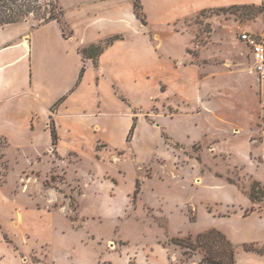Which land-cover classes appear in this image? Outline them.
<instances>
[{"label": "rangeland", "instance_id": "rangeland-1", "mask_svg": "<svg viewBox=\"0 0 264 264\" xmlns=\"http://www.w3.org/2000/svg\"><path fill=\"white\" fill-rule=\"evenodd\" d=\"M84 1L58 5L71 12L100 4L74 8ZM74 17L85 26L82 12ZM41 22L32 15L0 26V43L30 40ZM243 30L264 40V3L209 8L195 27L177 20L132 36L162 41L172 60L190 47L199 78L208 75L185 101L171 84L157 85L144 116L165 139L148 145L145 157L99 144L98 158L52 151L39 160L34 149L48 145L19 151L0 137V264H213L225 254L230 260L231 250L235 260L238 253L264 264V242H250L262 234L256 215L264 217V196L250 197L255 182L264 189V74ZM155 31L160 37L152 39ZM50 35L35 36L45 43Z\"/></svg>", "mask_w": 264, "mask_h": 264}, {"label": "crops", "instance_id": "crops-1", "mask_svg": "<svg viewBox=\"0 0 264 264\" xmlns=\"http://www.w3.org/2000/svg\"><path fill=\"white\" fill-rule=\"evenodd\" d=\"M92 1L99 2V6H84L71 12L68 8L64 10L65 24L57 20L42 23V28L34 29L31 37L29 34L30 40L22 36L0 43V137L19 151L48 145L49 150L44 153L34 149L39 160L54 151L62 158L72 154L82 160L86 155L98 158L99 144L125 149L138 159L150 154L146 147L150 145L153 149L165 139L158 129L161 127L144 116L148 114L144 110L150 108L158 95L157 85L167 84L171 88V84L179 100L185 101V97H192L191 89H195L197 80L203 81L208 75L203 73L199 78L198 57L190 47L188 54L183 52L174 60L171 56L168 59L160 51L162 41L155 44L149 37L137 39L140 30L177 20H188L195 27L197 16L209 8L264 3V0H141L147 20L144 24L135 13L134 0H88L74 8ZM77 12L85 16V26L75 19ZM43 29H51L53 34L45 43L35 36ZM154 33L152 39L160 37L159 31ZM115 35L120 38L107 45L96 60L83 56V48L105 44ZM133 35L137 38L133 39ZM42 47H48L45 63ZM219 118L225 119L222 115ZM221 120L218 122H224ZM134 124V133L128 140ZM52 127L56 130V141ZM256 216L261 221L262 234L260 239H248L252 243L264 242V217ZM237 255L238 264H247Z\"/></svg>", "mask_w": 264, "mask_h": 264}, {"label": "trees", "instance_id": "trees-1", "mask_svg": "<svg viewBox=\"0 0 264 264\" xmlns=\"http://www.w3.org/2000/svg\"><path fill=\"white\" fill-rule=\"evenodd\" d=\"M52 0H0V26H4L10 23H16L19 21H26L32 15L36 16L37 19L42 20L41 23L48 22L50 20H57L58 22L65 24L64 14L65 11L62 7L58 5L59 0H54V4L51 3ZM135 13L137 17L145 24L147 22L146 15L143 12L142 4L140 0H134ZM120 36L115 35L110 37L105 44L94 43L89 47L83 48L81 50L85 58H90L96 60L100 54L103 52L107 45H110L115 40L119 39ZM135 124L132 126L128 140H130L131 135L134 133ZM53 139L56 141L57 134L54 127H52ZM264 196V189L260 182H255L250 190L251 201L257 202L261 201ZM216 230H210L203 234H212ZM202 234L198 235L200 237ZM229 254H225L219 262L212 259L213 264H238L235 260V253L233 250L230 252V260H226ZM223 261V262H221Z\"/></svg>", "mask_w": 264, "mask_h": 264}, {"label": "built area", "instance_id": "built-area-1", "mask_svg": "<svg viewBox=\"0 0 264 264\" xmlns=\"http://www.w3.org/2000/svg\"><path fill=\"white\" fill-rule=\"evenodd\" d=\"M246 41L253 52L255 70L264 74V40L259 34L245 31L240 35Z\"/></svg>", "mask_w": 264, "mask_h": 264}]
</instances>
